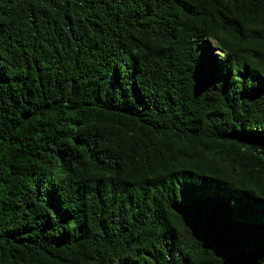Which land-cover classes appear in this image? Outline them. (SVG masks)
Returning a JSON list of instances; mask_svg holds the SVG:
<instances>
[{
    "label": "trees",
    "instance_id": "obj_1",
    "mask_svg": "<svg viewBox=\"0 0 264 264\" xmlns=\"http://www.w3.org/2000/svg\"><path fill=\"white\" fill-rule=\"evenodd\" d=\"M0 264H264V0H0Z\"/></svg>",
    "mask_w": 264,
    "mask_h": 264
}]
</instances>
